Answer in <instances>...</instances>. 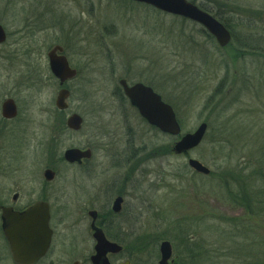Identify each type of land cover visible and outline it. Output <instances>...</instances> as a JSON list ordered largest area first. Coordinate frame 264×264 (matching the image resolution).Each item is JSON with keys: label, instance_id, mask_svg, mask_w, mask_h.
Here are the masks:
<instances>
[{"label": "rangeland", "instance_id": "rangeland-1", "mask_svg": "<svg viewBox=\"0 0 264 264\" xmlns=\"http://www.w3.org/2000/svg\"><path fill=\"white\" fill-rule=\"evenodd\" d=\"M190 1L229 23L235 35L230 44L220 47L200 24L130 0H0V24L8 35L0 45V97L24 103L21 133L14 127L8 142L20 175L42 177L52 167L60 188L70 178L78 184L75 204L68 189L60 191L61 208L85 209L101 201L110 209L134 161L133 183L124 187L130 194L126 210L106 223L107 236L125 247L110 255L112 264H158L163 240L171 242L175 264H183L190 254L183 235L187 244L201 243L208 252L209 259L197 258L202 264L264 261V228L254 230L260 244L241 224L235 226L249 215L221 193L227 172L264 167V0ZM54 45L65 48L79 72L67 83L68 110L55 103L60 86L48 59ZM30 65L40 82L17 87ZM121 78L153 87L175 110L183 134L207 122L201 145L187 157L170 152L177 138L142 119L122 97ZM74 112L84 119L80 131L66 126ZM72 147L93 151L87 166L63 158ZM190 157L213 175L185 171ZM82 232L93 254L88 222ZM60 264H71V256L61 252Z\"/></svg>", "mask_w": 264, "mask_h": 264}, {"label": "flooded vegetation", "instance_id": "flooded-vegetation-1", "mask_svg": "<svg viewBox=\"0 0 264 264\" xmlns=\"http://www.w3.org/2000/svg\"><path fill=\"white\" fill-rule=\"evenodd\" d=\"M212 14L214 15V13ZM0 25L3 27L6 33L5 41L0 42V45H4L7 42L8 35L5 27L2 24ZM203 29L205 30V28ZM214 40L216 41L215 38ZM51 49L49 50V52L51 51ZM63 49V54L66 56L65 48L63 47ZM66 57L70 67L77 70V68L71 66V62L69 61L68 56ZM5 60L11 61L10 58H5ZM53 77L58 81V84L60 86L59 79H57L55 76ZM77 77L78 75L75 78L66 81L65 84L61 87L66 86V88H68L67 83L71 80L76 79ZM40 79L41 78L39 76L37 68L30 65V68L26 72H24V74L22 73L19 80H17V82L19 81L17 87L28 88L29 85L31 87H34L40 82ZM126 81L128 82L127 79ZM128 83L130 85L133 84L130 82ZM123 98L126 99V101H128L129 104L139 114L138 108L132 105L128 98ZM8 99H13L17 107V114L12 118H8L3 115V105ZM23 104L24 103L21 99L10 95L0 97V264H22L14 259L11 242V239L13 237H19L23 245H38L40 249L42 248L41 252H44L42 253L43 255L33 264H60L61 252H65L71 256V264H92L91 257L93 254L91 253V251L87 252V249L83 244L84 242H87V236L86 234H84V232H82L83 222H86V224L88 222L89 224V230L95 247L96 241L93 237V217L91 215V212L96 211V227L102 229L106 234V223L108 217L113 216V219L119 218L120 216H122V214H124L123 212H125L126 210V203L130 194L129 191L125 190L124 187L128 188L127 184L129 182L130 184L133 183L132 176L136 168L135 166H133L134 161H132V166H130L131 169L129 168L130 172L126 177L124 183L116 187L118 193L114 200L117 197L123 198L122 209L120 212L115 213L113 211V202L111 204V208L107 209V205L105 204H103V207L102 205L100 206V203H102L101 201H97V203H94L93 205L88 204L86 205L85 209L78 210V206L70 210H66L63 207L61 208L60 191L64 192L68 189V195H72L74 204L75 201L79 200L78 197L73 195L76 193L75 191L78 190V184L76 183L75 178H70L67 188H65L64 186L63 188H60L61 184L60 182H57V170H54L52 167L45 168L42 177L35 175L21 176V173H19V169L15 167V162L12 160L13 151L11 150V146L8 144V142H11L12 130L14 129V127L15 133H21L22 124H18V119L19 115L21 116ZM142 119L146 121L144 118ZM92 156L89 159H83L81 162L69 164L82 167L90 163ZM47 169H51L55 172L54 177H52L51 179H47L44 175ZM84 171H86V174L91 173L90 168H84ZM102 209H107L104 214L102 212ZM78 212H80L79 220L74 218V216L78 217ZM47 243L48 246L44 251V247ZM121 244L123 245V243ZM172 260L173 262L171 264H175V260Z\"/></svg>", "mask_w": 264, "mask_h": 264}, {"label": "water", "instance_id": "water-1", "mask_svg": "<svg viewBox=\"0 0 264 264\" xmlns=\"http://www.w3.org/2000/svg\"><path fill=\"white\" fill-rule=\"evenodd\" d=\"M140 3L150 5L157 10L172 15L180 16L201 24L209 33H211L217 40L221 47H226L232 40L231 31L216 17L208 11L200 8L195 3L189 0H132ZM6 33L0 25V42L5 41ZM63 47L60 45L54 46L49 52V64L53 75L59 79L60 86H63L66 81L75 78L78 75L76 69L71 68L67 57L63 54ZM125 95L130 99L131 104L136 106L140 115L147 120V122L164 133L173 136H180L174 142L172 151L177 154H185L197 148L203 142L208 132V123L202 122L196 130L183 134L180 123L177 119L173 107L164 102L162 97L156 93L152 87L138 82L134 85H129L126 79L120 80ZM70 90L62 88L56 98V106L59 110L68 109V98ZM17 114V107L13 99H8L3 105V115L8 118L15 117ZM84 123L83 117L78 113H72L68 116L66 125L69 129L80 131ZM92 156L91 149H81L77 147L68 148L64 151V159L69 163L81 162L83 159H89ZM188 165L194 171L209 175L211 169L201 163L198 159L190 157ZM47 179L54 177L55 172L47 169L44 173ZM122 197H117L113 201L112 209L118 213L122 209ZM93 217L92 230L93 237L96 241L94 250L95 253L91 257L92 264H112L110 255L119 254L123 251V246L115 241L108 239L104 231L96 227V211H92ZM14 259L22 264L35 263L44 253L42 248L37 246H30V244L23 245L19 237L11 239ZM48 243L44 247L46 250ZM160 261L159 264H171L173 262V246L170 241L164 240L159 245ZM119 264H131L129 260L120 262Z\"/></svg>", "mask_w": 264, "mask_h": 264}, {"label": "trees", "instance_id": "trees-1", "mask_svg": "<svg viewBox=\"0 0 264 264\" xmlns=\"http://www.w3.org/2000/svg\"><path fill=\"white\" fill-rule=\"evenodd\" d=\"M203 8V7H202ZM205 9V8H203ZM214 15L222 21L228 28H230L229 23L225 21L222 16L215 12ZM206 34L209 37H212L209 33L206 32ZM233 37H235L233 33ZM122 97L124 96L122 89L119 87ZM155 129V128H154ZM157 130V129H155ZM171 146H169L170 152H171ZM183 168L185 171H189V167L187 165H183ZM241 168V169H235V173L230 172L225 174L224 178L221 179V187L223 189V192H221L226 200L231 203L233 206H237L242 208L247 212L246 216L249 215L247 218L241 219L238 223L235 224V226L238 224L242 225V227H245V231H248L251 233L252 237L257 243L262 244V238L259 239V236L254 233L260 229L264 228L263 220H264V167L263 166H251L250 168ZM213 175V172L211 171L209 176L204 177H211ZM263 181L261 184L259 181ZM259 184V186H256V184ZM255 184V185H254ZM204 217L206 216H214L215 214H208V212H205ZM203 216L200 219H206ZM199 219V220H200ZM183 225V232L188 231L191 229V226ZM109 229V226H108ZM107 229V231H108ZM188 229V230H187ZM253 235H256L255 237ZM113 240L118 241L119 243H122L121 240L118 238L113 237L110 235ZM183 242L186 250L190 253L187 258H183V264H202L201 262H198L197 258H203L206 259L209 257V254L207 251L203 252V245L201 243L192 242L191 244H187L184 241V235H183ZM188 248V249H187ZM209 259V258H208ZM209 263V262H208ZM246 264H264V261L261 262H254V263H246Z\"/></svg>", "mask_w": 264, "mask_h": 264}, {"label": "bare ground", "instance_id": "bare-ground-1", "mask_svg": "<svg viewBox=\"0 0 264 264\" xmlns=\"http://www.w3.org/2000/svg\"><path fill=\"white\" fill-rule=\"evenodd\" d=\"M62 88H66V86H64V87H61V86H60L59 91H60ZM59 91H58V93H59Z\"/></svg>", "mask_w": 264, "mask_h": 264}]
</instances>
